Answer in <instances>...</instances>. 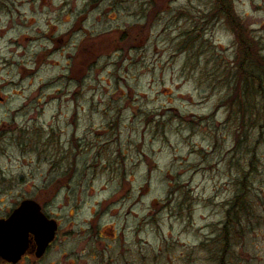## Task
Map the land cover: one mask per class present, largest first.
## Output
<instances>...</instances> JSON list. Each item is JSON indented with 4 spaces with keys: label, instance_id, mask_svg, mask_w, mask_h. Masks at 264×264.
I'll list each match as a JSON object with an SVG mask.
<instances>
[{
    "label": "rangeland",
    "instance_id": "1",
    "mask_svg": "<svg viewBox=\"0 0 264 264\" xmlns=\"http://www.w3.org/2000/svg\"><path fill=\"white\" fill-rule=\"evenodd\" d=\"M2 1L0 218L38 196L60 226L19 264H264V143L253 215L222 230L248 158L217 0ZM232 4L264 54V0Z\"/></svg>",
    "mask_w": 264,
    "mask_h": 264
},
{
    "label": "trees",
    "instance_id": "2",
    "mask_svg": "<svg viewBox=\"0 0 264 264\" xmlns=\"http://www.w3.org/2000/svg\"><path fill=\"white\" fill-rule=\"evenodd\" d=\"M3 3L0 0V4ZM232 5V0H217L213 12L227 20L237 40L236 71L228 69L225 75L228 95L224 104L233 108L230 114L237 121L233 154L241 153L248 159L243 165V160L237 159L235 163L240 179L237 193L228 203L230 207L222 229L224 236L240 229L242 222H248L253 215L247 204V187L250 178L260 173V156L255 152V145L264 143V54L259 49V39L245 28Z\"/></svg>",
    "mask_w": 264,
    "mask_h": 264
},
{
    "label": "water",
    "instance_id": "3",
    "mask_svg": "<svg viewBox=\"0 0 264 264\" xmlns=\"http://www.w3.org/2000/svg\"><path fill=\"white\" fill-rule=\"evenodd\" d=\"M57 229L56 220H49L37 202L24 201L7 220H0V257L17 264L26 254L28 237L33 234L37 245L36 255L40 258L56 237Z\"/></svg>",
    "mask_w": 264,
    "mask_h": 264
},
{
    "label": "flooded vegetation",
    "instance_id": "4",
    "mask_svg": "<svg viewBox=\"0 0 264 264\" xmlns=\"http://www.w3.org/2000/svg\"><path fill=\"white\" fill-rule=\"evenodd\" d=\"M27 200H33V201L37 202V203L41 206V211H42V213H43V214H44L49 220H56L55 217H54L52 214H50V213L46 210V208H45L46 206L40 201V198H39L38 196H35V197H33V198H25V199L22 200L19 204H17V206H15L14 208L10 209V210L8 211V213H7L6 215H4V217H1V218H0V220H7V219L12 215V213H13L16 209H18V208L20 207L21 203L24 202V201H27ZM41 203H42L45 207H44ZM56 222H57V224H58V229H57V232H56V237L54 238V240H53V241L49 244V246L47 247L45 254H46V253L48 252V250L52 247L53 243L55 242V240H56V238H57V234H58V232H59V228H60V226H59V222H58L57 220H56ZM28 238H29V247H28V249H27V252H26L25 255H23V257L21 258V260H20L17 264L21 263V261H23L25 258L27 259V258H29V257L35 256L37 259H41L43 256H45V254H44V255H43L42 257H40V258L37 257V255H36L37 245H36V241H35V239H34V235H33V234H30ZM0 262H2L3 264H12V263H9V262L3 260L1 257H0Z\"/></svg>",
    "mask_w": 264,
    "mask_h": 264
}]
</instances>
